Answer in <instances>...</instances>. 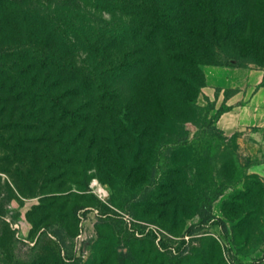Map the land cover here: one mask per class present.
<instances>
[{"label": "rangeland", "instance_id": "374dc122", "mask_svg": "<svg viewBox=\"0 0 264 264\" xmlns=\"http://www.w3.org/2000/svg\"><path fill=\"white\" fill-rule=\"evenodd\" d=\"M63 1L18 0L0 10V51L27 47L42 33L62 55L68 39ZM248 70L264 67L247 60L200 66L203 87L193 108L171 117L172 130L165 127L160 137L151 132L163 146L141 155L98 145L100 129L82 131L79 124L67 130L84 115L72 117L78 102L52 127L50 115L35 112L38 104L8 103L0 93V264H59L57 258L63 264H159L160 254L180 249L207 264H264V133L213 129L233 90L210 84L221 72L235 79ZM88 120L96 121L94 113ZM202 205L224 228L211 220L188 235Z\"/></svg>", "mask_w": 264, "mask_h": 264}, {"label": "trees", "instance_id": "16d2710c", "mask_svg": "<svg viewBox=\"0 0 264 264\" xmlns=\"http://www.w3.org/2000/svg\"><path fill=\"white\" fill-rule=\"evenodd\" d=\"M17 1L0 0V10L16 7ZM62 3L68 18L65 52L59 55L57 45L49 48L42 33L33 36L27 47L0 51V93L8 103L38 104L35 112L50 115L52 127L72 113V117L84 113L66 129L79 124L82 131L100 129L104 136L98 145L129 148L136 155L159 148L164 128H173L170 118L193 108L203 87L200 66L232 67L247 60L264 67V0ZM95 10L108 13L109 18L102 19ZM19 22L23 25V20ZM5 57L11 59L8 65L2 61ZM73 102L80 106L69 113ZM228 109L220 110L213 124ZM93 113L96 121L90 123L88 116ZM154 131L156 138L149 136ZM211 220L224 228L221 220L211 216L209 205H202L199 222L186 233L191 235ZM56 239L61 244L57 234ZM183 253L182 249L174 256L162 253L159 264H207ZM55 262L63 264L59 258ZM213 264L225 263L215 260Z\"/></svg>", "mask_w": 264, "mask_h": 264}, {"label": "crops", "instance_id": "0c3cea01", "mask_svg": "<svg viewBox=\"0 0 264 264\" xmlns=\"http://www.w3.org/2000/svg\"><path fill=\"white\" fill-rule=\"evenodd\" d=\"M235 79L221 72L210 85L233 92L227 97L225 104L229 109L214 122L215 129L223 135L243 133L257 129L264 133V71L248 70L237 72ZM224 98V96H223Z\"/></svg>", "mask_w": 264, "mask_h": 264}]
</instances>
